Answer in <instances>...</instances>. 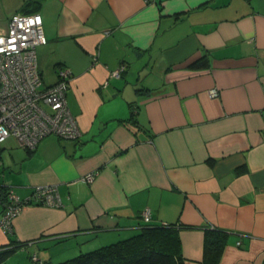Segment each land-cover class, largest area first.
Wrapping results in <instances>:
<instances>
[{
    "label": "crops",
    "instance_id": "1",
    "mask_svg": "<svg viewBox=\"0 0 264 264\" xmlns=\"http://www.w3.org/2000/svg\"><path fill=\"white\" fill-rule=\"evenodd\" d=\"M25 1L0 0V31ZM36 12L43 85L70 70L81 135L0 144V216L9 189L24 200L50 185L60 199L0 228V251L15 247L0 264L60 262L163 224L179 227L184 264H206V229L226 233L218 264H264V0H39ZM204 55L208 67L190 66Z\"/></svg>",
    "mask_w": 264,
    "mask_h": 264
},
{
    "label": "built area",
    "instance_id": "2",
    "mask_svg": "<svg viewBox=\"0 0 264 264\" xmlns=\"http://www.w3.org/2000/svg\"><path fill=\"white\" fill-rule=\"evenodd\" d=\"M47 41L39 13L14 12L7 28L0 31V144L9 136L28 150L36 147L46 135L77 139L81 135L76 117L67 106L65 93L71 72L65 67L56 70L57 80L43 85L37 67L36 48ZM126 65L120 64L112 73L118 76ZM209 94H217L212 88ZM96 172L86 173L83 182H92ZM58 206L56 188L50 185L36 187L32 194L20 200L12 189L6 191L0 228L12 229V221L23 205L31 202ZM142 220L150 221L148 210L141 213Z\"/></svg>",
    "mask_w": 264,
    "mask_h": 264
},
{
    "label": "trees",
    "instance_id": "3",
    "mask_svg": "<svg viewBox=\"0 0 264 264\" xmlns=\"http://www.w3.org/2000/svg\"><path fill=\"white\" fill-rule=\"evenodd\" d=\"M31 4H34L33 7H30ZM38 4L39 0H26L20 12H36ZM190 66L196 69L208 67V56L200 57ZM177 228L179 227L175 224L147 225L137 234L81 252L67 260L36 264H184ZM225 236L226 233L221 230H204L203 263L218 264L224 249ZM14 249L15 247L4 248L0 251V256Z\"/></svg>",
    "mask_w": 264,
    "mask_h": 264
}]
</instances>
